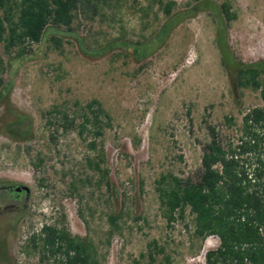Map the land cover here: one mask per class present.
Wrapping results in <instances>:
<instances>
[{
    "label": "rangeland",
    "instance_id": "374dc122",
    "mask_svg": "<svg viewBox=\"0 0 264 264\" xmlns=\"http://www.w3.org/2000/svg\"><path fill=\"white\" fill-rule=\"evenodd\" d=\"M109 1L102 23L90 25L81 17L73 34L55 33L58 44L48 34L22 55L8 54L0 44V78L11 81L0 102V185L30 188L28 197L11 198L0 189V205L19 210L0 208V264H37L39 254L29 238L61 217L71 234L95 243L99 264H146L151 240L156 241L153 264H206L205 253L218 246V238L208 236L197 253L188 252L189 230L181 222L166 226L155 180L167 173L193 174L209 138L208 125L224 141H236L242 116L263 104L258 91L237 86L236 70L239 61L264 58V0H164L174 2L170 15L155 7L145 18L139 9L147 0ZM225 1L236 17L222 29ZM200 2L205 9L181 16ZM108 42L113 46L101 52ZM92 98L111 115L104 137L108 184L94 200L86 192L78 203L69 194L67 175L85 151L76 136L46 148L45 164L34 168L24 154L15 156L24 139L6 126L28 122L34 139L40 134L41 109ZM110 213L119 216V231L113 234Z\"/></svg>",
    "mask_w": 264,
    "mask_h": 264
},
{
    "label": "trees",
    "instance_id": "16d2710c",
    "mask_svg": "<svg viewBox=\"0 0 264 264\" xmlns=\"http://www.w3.org/2000/svg\"><path fill=\"white\" fill-rule=\"evenodd\" d=\"M109 2L0 0V44L6 53L16 55L26 53L28 46L41 42L48 34L58 44L60 40L55 33L73 34L75 27L82 23L81 17L90 25L96 21L102 23ZM173 5V1L147 0L139 9L140 17H147L155 7L163 9L168 16ZM114 8L118 9V5ZM205 8V4L200 2L181 12V16L188 15L190 10L189 15H193ZM220 9L225 21H221L224 29L225 23L234 20L236 15L227 1L221 3ZM117 41L126 43L122 39ZM112 46L113 43L108 42L101 52ZM236 84L258 91L263 102L242 116L237 140L224 141L218 131L208 125L209 138L203 147L197 171L185 177L161 174L155 180L160 215L167 227L181 222L189 230V253H197L208 236L218 238V246L205 253L206 264H264V58L248 64L239 61ZM10 85V80L0 78V102L8 96ZM10 113L15 118L19 115ZM39 119L40 134L34 139L29 135L28 122L19 126L13 121L6 126L12 136L24 139V144H17L15 156L24 154L32 167H42L46 162V148L57 145L60 138L75 135L85 151L73 170L67 172L70 177L69 194L78 203L83 201L86 192L89 199L94 200L95 192L108 184L104 137L111 126L110 113L96 98L85 102L74 99L41 109ZM225 119L230 123V117ZM39 139H43V143ZM10 185L17 184H1L0 189ZM12 196L9 194L7 198ZM0 208L9 209L11 213L19 211L5 204ZM86 209L93 210L89 202H86ZM79 214L87 223L81 211ZM118 217L116 213L107 216L110 234L119 231ZM29 240L39 254L37 264H99L95 243L89 237L71 234L64 217L51 224H43ZM147 246L149 259L146 264H153L155 257L151 248L156 246V241H149ZM164 258L168 260L167 256ZM133 264L139 262L134 260Z\"/></svg>",
    "mask_w": 264,
    "mask_h": 264
},
{
    "label": "flooded vegetation",
    "instance_id": "af4514ba",
    "mask_svg": "<svg viewBox=\"0 0 264 264\" xmlns=\"http://www.w3.org/2000/svg\"><path fill=\"white\" fill-rule=\"evenodd\" d=\"M17 185H18V184H17ZM17 185H10V186H8V187L6 186V187L3 188V190H6L7 192H10L9 194H10L11 196H12L13 193H16V194L21 195L22 193H24L23 190H21V191H19V192H16V191L14 190L15 187H16ZM10 206L14 208V205H13V204H10Z\"/></svg>",
    "mask_w": 264,
    "mask_h": 264
},
{
    "label": "water",
    "instance_id": "95a60500",
    "mask_svg": "<svg viewBox=\"0 0 264 264\" xmlns=\"http://www.w3.org/2000/svg\"><path fill=\"white\" fill-rule=\"evenodd\" d=\"M14 190H15L16 192H19V191L23 190L24 193H25V196H26V197H28L29 194H30V188H29L28 186H26V185H23V184H18V185L15 187Z\"/></svg>",
    "mask_w": 264,
    "mask_h": 264
}]
</instances>
